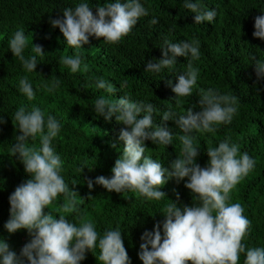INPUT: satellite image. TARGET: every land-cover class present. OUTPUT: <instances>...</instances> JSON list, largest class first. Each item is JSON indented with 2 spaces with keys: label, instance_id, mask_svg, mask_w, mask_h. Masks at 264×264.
<instances>
[{
  "label": "trees",
  "instance_id": "16d2710c",
  "mask_svg": "<svg viewBox=\"0 0 264 264\" xmlns=\"http://www.w3.org/2000/svg\"><path fill=\"white\" fill-rule=\"evenodd\" d=\"M85 2L95 15L97 5L109 0H0V117L6 121L0 124V238L6 240L18 255L31 239L27 230L9 234L4 225L10 218L9 196L18 185L31 178L20 160L11 154L15 136L20 134L14 113L20 107L27 110L39 107L45 120L51 115L61 125L52 147L63 162L61 175L70 189L78 193L77 205L84 221L92 222L101 235L119 227L130 264H142L138 257L140 237L144 231H152L157 223L162 231L163 207L170 201L178 207L192 206L198 201L184 187L186 179L179 184L169 180L161 186L166 197L159 201L147 200L131 191L108 192L96 184L90 192L88 179L95 181L98 176L111 178L113 175L111 169L123 151L119 132L126 127L118 124L115 117L105 121L95 113V100L100 96L117 100L127 96L132 102L153 103L158 109L154 123L160 124L163 111L169 108L181 115L189 108L198 111L200 89L215 88L221 93L237 96L238 111L230 124L216 126L215 132L193 133L196 137L194 145L199 148L196 162L201 167L207 166V148L217 147L228 138L230 143L239 146V154L247 152L256 161L254 169L230 192L228 203H240L244 215L251 221L242 243L247 247L264 248V78L257 81L253 60L254 57L264 61V41L253 37L255 18L264 15V0H200L203 8L218 13L211 24H195L194 13L184 7L185 0H140L149 10V16L141 17L119 43L107 44L102 38L90 37L89 44L83 49L70 48L60 30L52 28L49 18L62 16L65 8ZM153 16L159 22L149 25ZM222 25L232 29L215 31ZM21 28L28 36V45L23 52L25 58L35 55L32 43L44 50L45 55L37 57L36 72H26L19 58L9 49L10 39ZM179 38L199 40L200 58L194 62L199 74L192 94L180 98V104L176 106L175 93L167 81L171 80L175 86L187 60L183 65L176 64L172 71L163 69L157 74L145 69L148 61L161 59L158 52L165 39ZM76 53L88 65L87 72L83 71L82 65L80 71L71 73L60 63L61 57ZM24 76L32 84L35 93L32 100L19 91V80ZM57 78L60 86L52 88ZM101 78L112 83L118 91L113 95L98 89L96 83ZM165 123L173 130L171 145L145 141V155L167 167L169 161L181 154L179 136L183 133L174 122ZM28 144L39 148V134ZM89 195L92 199H88ZM63 202V196H58L45 212H52L57 219L59 215H65L70 222L79 225L80 221L73 214L63 213L60 208ZM98 255L97 247L92 253H86L81 264H100L96 259ZM244 259L241 254L239 264H243Z\"/></svg>",
  "mask_w": 264,
  "mask_h": 264
},
{
  "label": "clouds",
  "instance_id": "9594fccd",
  "mask_svg": "<svg viewBox=\"0 0 264 264\" xmlns=\"http://www.w3.org/2000/svg\"><path fill=\"white\" fill-rule=\"evenodd\" d=\"M184 7L194 13V23H212L217 17L216 10L205 9L200 0H185ZM149 16V10L140 0H115L97 5L95 15L89 3H79L74 8H65L62 16L49 18L52 28H58L70 48L83 49L89 38L103 39L104 43L116 44L126 37L137 25L141 17ZM159 22L156 16L149 25ZM230 31L222 25L215 31ZM253 37L264 41V15L255 18ZM28 45L24 29H18L9 41L13 56L19 58L26 72H36L37 57L45 55L42 46L32 43L35 55L25 58L23 52ZM158 56L159 60L146 63V72L160 73L163 69L173 70L176 64H187L173 86L175 104L180 98L192 94L197 83L199 70L194 62L200 58L199 40L165 39ZM158 57V58H159ZM254 70L257 81L264 78V61L255 60ZM60 63L71 73L88 71V65L79 53L61 57ZM60 86L57 78L52 88ZM96 87L109 94L118 89L104 79L97 80ZM51 90V89H49ZM19 91L32 100L35 97L32 84L27 76L20 78ZM198 111L189 108L186 114H178L169 108L163 111L161 123H154L157 107L153 103H136L127 96L107 99L100 96L95 100L94 111L105 121L115 117L120 129L119 141L123 143L122 154L111 169V178L98 176L95 181H86L89 191L93 185H100L108 192H136L147 200H162L166 194L161 191L169 180L177 184L185 181L194 200L192 206L178 207L170 201L162 209L164 221L157 223L152 231H144L138 257L142 264H239L244 254L243 264H264V248L247 247L242 241L248 234L251 221L244 215L240 203H228L230 192L255 167L256 161L247 152L239 154V146L230 143V138L219 142L217 147H208L207 166L197 162L199 148L194 145V132L212 133L216 126L230 124L238 111V97L221 93L218 89H200ZM142 117V118H138ZM19 127V135L11 146V154L24 165L31 178L22 182L9 196L10 218L4 227L9 234L27 230L30 241L20 250L19 255L0 238V264H81L87 252L99 248L96 259L100 264H130L119 227L99 234L93 223L84 221L77 205L78 193L70 189L61 175V157L52 147V141L61 130L59 121L45 114L39 107L27 110L20 107L13 117ZM172 121L183 135L181 154L169 161L165 167L157 160L146 156L145 141L154 145L169 146L173 140V130L167 127ZM6 121L0 117V124ZM39 134V148L29 146L28 141ZM112 147H116L115 144ZM239 154V156H238ZM63 196L60 205L63 213L73 214L79 225L70 222L65 215H56L45 209L58 196ZM88 199H92L91 195ZM179 199V196H177ZM80 200H83L80 198Z\"/></svg>",
  "mask_w": 264,
  "mask_h": 264
}]
</instances>
